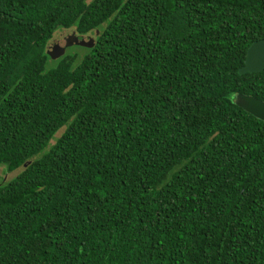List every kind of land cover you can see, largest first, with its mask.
Returning <instances> with one entry per match:
<instances>
[{
    "label": "trees",
    "instance_id": "16d2710c",
    "mask_svg": "<svg viewBox=\"0 0 264 264\" xmlns=\"http://www.w3.org/2000/svg\"><path fill=\"white\" fill-rule=\"evenodd\" d=\"M263 39L264 0H0V264H264Z\"/></svg>",
    "mask_w": 264,
    "mask_h": 264
},
{
    "label": "water",
    "instance_id": "95a60500",
    "mask_svg": "<svg viewBox=\"0 0 264 264\" xmlns=\"http://www.w3.org/2000/svg\"><path fill=\"white\" fill-rule=\"evenodd\" d=\"M98 35V31L91 32L86 35H79L74 29H61L55 32L51 40L47 43L49 49L58 47L63 41H72L75 44L84 45L91 38ZM264 70V39L253 42L246 51L245 60L243 66L238 70L239 75L246 73H258ZM234 104L252 115L256 119L264 122V102L246 95H236L234 98ZM30 163V162H29ZM5 173V169L3 168Z\"/></svg>",
    "mask_w": 264,
    "mask_h": 264
},
{
    "label": "rangeland",
    "instance_id": "374dc122",
    "mask_svg": "<svg viewBox=\"0 0 264 264\" xmlns=\"http://www.w3.org/2000/svg\"><path fill=\"white\" fill-rule=\"evenodd\" d=\"M94 40L95 39L93 37L84 45L75 44L72 41H63L60 45H58V47H55L53 49H49L50 46L46 45V54L49 56L48 66L53 67L61 57L65 56H76L79 59L82 58L83 55L86 54L87 51L90 49L89 47L93 45ZM63 131L64 128L60 129L56 133L55 138H58ZM50 143L53 144L54 140H52ZM20 171L21 168L12 173H4L3 168L0 167V185L9 180H12Z\"/></svg>",
    "mask_w": 264,
    "mask_h": 264
}]
</instances>
